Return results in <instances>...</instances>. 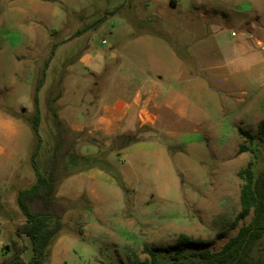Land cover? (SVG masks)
Listing matches in <instances>:
<instances>
[{
	"label": "rangeland",
	"instance_id": "obj_1",
	"mask_svg": "<svg viewBox=\"0 0 264 264\" xmlns=\"http://www.w3.org/2000/svg\"><path fill=\"white\" fill-rule=\"evenodd\" d=\"M143 17L164 24L130 31ZM246 31L253 35L246 38ZM133 34L145 38L139 51ZM149 35L162 42L148 41ZM167 48L196 77L192 87L181 89L186 116L159 109L154 129L121 128L130 142L120 150V136L90 134L92 120L69 118L75 104L99 103L103 86L111 102L115 75L132 68L138 76L134 70L148 62L151 68L171 63ZM84 56L87 65L81 64ZM48 62L38 94L40 171L49 170L58 142L53 109L72 147L56 193L63 228L45 264H143L150 258L146 246L161 247L159 264H166L174 254L167 248L181 234L209 244L186 249L188 257L218 252L250 223L252 215L218 237L220 216L240 210L238 173L250 162L256 173L264 169V141L258 139L264 123V0H0V264L22 246L24 261L33 257L30 240L19 235L25 217L17 194L36 182L38 138L31 121ZM239 128L256 139H243ZM240 146L247 151L239 153ZM92 169L116 184L99 174L74 179ZM254 264H264V239Z\"/></svg>",
	"mask_w": 264,
	"mask_h": 264
},
{
	"label": "trees",
	"instance_id": "obj_2",
	"mask_svg": "<svg viewBox=\"0 0 264 264\" xmlns=\"http://www.w3.org/2000/svg\"><path fill=\"white\" fill-rule=\"evenodd\" d=\"M49 62L46 64V69L36 89L35 112L31 121L32 129L38 138V147L32 155V167L36 175V182L30 188L20 190L17 194L18 207L25 217V222L19 228V235L30 240L33 257L31 261L25 262L23 255L27 248L22 246L16 248L2 264H45L50 257V248L60 236L63 228L62 215L64 211L59 206L56 193L60 173L66 169L64 162L67 152L72 147V142L68 143L66 140L65 136L69 130L59 121L58 113L54 109L52 112L58 129V142L51 160V166L46 173H42L37 162L42 140L39 135L41 110L38 94L45 83ZM60 97H55L52 102L56 103ZM238 132L243 139L250 142L256 139L248 130L239 128ZM258 139L264 141V123L259 126ZM245 151L247 148L240 146L239 153ZM238 177L242 182L240 210L234 217L226 214L220 216L221 231L218 237L220 239L226 238L229 232L237 229L241 221L252 215L250 223L242 225L238 233L230 238L218 252L201 251L188 257L183 255L186 249L209 244L194 240L186 234H181L175 244L167 248L168 252L174 250V254L171 255L166 264H254L257 245L264 239V169L256 173L253 169V163L250 162L247 168L238 173ZM5 249L9 250L11 246H7ZM161 251L162 248L159 246L152 248L146 246L144 252L150 258L143 264H159L158 254Z\"/></svg>",
	"mask_w": 264,
	"mask_h": 264
},
{
	"label": "crops",
	"instance_id": "obj_3",
	"mask_svg": "<svg viewBox=\"0 0 264 264\" xmlns=\"http://www.w3.org/2000/svg\"><path fill=\"white\" fill-rule=\"evenodd\" d=\"M177 6L178 3H176V7ZM163 22L164 21L157 17L139 18L131 23L130 31L138 30V27L135 28L137 25L161 26L164 24ZM142 30L147 31L148 28H142ZM252 35L253 33L249 31L245 32L246 38H249ZM133 36L135 50L139 51L137 48L142 46V41L145 38L136 34H133ZM155 37L149 35L146 38L148 41L157 44L162 42L159 37ZM234 38H237V36ZM167 50L171 57V63H162L159 68H151V64L148 62L144 67L134 70L139 73L138 76L130 74L132 68L128 70L127 74L115 75L113 77L115 80L113 84H110V89L112 88L113 92L117 95H115L111 102H106L107 88L103 86L101 87L102 92L99 103L95 104V106L92 105L93 103L75 104L72 106L73 108L69 110V118L72 120L76 119L77 121L83 120L84 122L92 120L89 125H92L94 129L90 131V134L97 132L104 137H117L121 136V128L131 131V127H134L135 124L139 130L144 128L154 129L159 121L156 112L159 109H165L175 117L182 118L186 116L187 111L184 104L187 96H185V93L182 92L181 89L183 87H192L196 77L189 72V68L184 66L182 60H179V56H177L175 52L170 48H167ZM231 53L237 56V52L232 51ZM89 59V56H84L81 59V64L87 65ZM74 72L78 71L75 69ZM185 73H188V76H186ZM74 85L78 86L77 83ZM151 104H153V106ZM89 110L94 111L93 119L87 117ZM144 118H146L147 121H145ZM98 171L99 170L97 169L84 171L75 176L74 179H80L85 176L91 178L94 177V175L99 174L109 179L113 185L116 184V182L106 176V174Z\"/></svg>",
	"mask_w": 264,
	"mask_h": 264
},
{
	"label": "water",
	"instance_id": "obj_4",
	"mask_svg": "<svg viewBox=\"0 0 264 264\" xmlns=\"http://www.w3.org/2000/svg\"><path fill=\"white\" fill-rule=\"evenodd\" d=\"M129 139L124 137V136H120L117 138L116 140V147L118 150L122 149L123 147H126L129 144Z\"/></svg>",
	"mask_w": 264,
	"mask_h": 264
},
{
	"label": "built area",
	"instance_id": "obj_5",
	"mask_svg": "<svg viewBox=\"0 0 264 264\" xmlns=\"http://www.w3.org/2000/svg\"><path fill=\"white\" fill-rule=\"evenodd\" d=\"M236 36H237V34L233 32L232 33V37H236Z\"/></svg>",
	"mask_w": 264,
	"mask_h": 264
}]
</instances>
